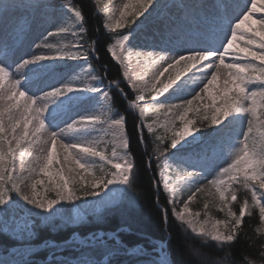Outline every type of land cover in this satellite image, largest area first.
<instances>
[{
	"label": "snow or ice",
	"instance_id": "snow-or-ice-1",
	"mask_svg": "<svg viewBox=\"0 0 264 264\" xmlns=\"http://www.w3.org/2000/svg\"><path fill=\"white\" fill-rule=\"evenodd\" d=\"M138 3L140 7L133 13L134 16L142 15L154 0H138ZM34 6L32 0L26 5L0 0V20L14 8ZM128 6L125 4L124 8ZM173 6L186 10L185 22L190 24L196 20L198 5L180 3ZM64 7L70 15L55 32L48 31L41 43L36 45L39 54L14 59L15 52L8 45L0 44V101L7 99L13 102L0 105V226L8 229L11 224L10 230L24 239L33 235L34 218L52 223L66 203L82 209L84 216L89 208L93 213L101 208L107 209L121 193L133 188L137 170L140 169L145 174L152 172V176L148 177L149 185L155 181V207L164 223L168 222L171 212L172 218L184 226L185 233L190 232L202 246L213 243L230 247L242 236H247L245 217L252 216L254 210H258L259 222L264 224V140L259 146L248 142L254 131V121H262L264 117V15L257 17L258 13H264V0H220L216 6L218 14L212 17L210 26L204 31H184L181 25H177L181 35L171 47L165 43L164 54H145L153 64L166 67L154 75L151 83L146 81L144 85L133 79L125 63L128 56L123 53L128 52L126 43H131V32L125 34L116 31L125 26L122 22L126 15L124 11L120 12L121 19L115 24L104 22V28L114 33L105 42V51L120 66L117 74L105 85V75H101L90 60L98 51V41L91 44L85 42L88 31L85 15L73 0H67ZM50 37L68 39V43L54 44ZM238 42L242 46L237 48ZM234 48L236 51H233ZM55 61L83 63L77 65L79 74L64 79L52 74L55 69L52 62ZM13 66L15 71H12ZM169 69H176L175 77L161 80L160 77ZM181 69L191 72L188 79L200 86V92L212 101L210 105L203 106V112L213 109L217 113L211 117V125L215 126L213 133L221 137L222 143H228L230 148H238L225 158L227 166L215 170L213 178L207 180V185L214 187L218 196V204L213 202L212 206L224 214L223 219L209 216L208 201L203 204V220L199 212L193 213L189 208V202L196 198L197 193L207 190V185L201 186V180L206 179V166H193L194 170L189 171L182 155L187 144L200 140L194 134V129L195 133L200 132L195 128V122L187 120L185 126L174 132L169 140L157 134L158 119L148 115L150 108L158 112L164 110L167 123L175 119L185 121L189 112L199 114L202 111L200 107H193L195 102L204 100L200 92L193 91L192 99H184L181 104L167 103L176 96L182 85L177 83L181 79ZM103 71L108 73L106 65ZM6 80L9 81L7 89ZM122 83L135 94L129 95ZM170 89L173 90L170 92ZM113 92H117L124 101L125 113L134 118L132 131L127 130L128 115L113 112ZM83 93L101 96L99 110L86 111L78 119L69 116L71 123L61 121L64 126L58 127V114L64 107L81 102L78 95L70 94ZM17 98H25L24 104L21 105ZM13 108H23L22 120L17 119L14 113L5 119V113ZM169 113L174 115L169 117ZM208 119L206 114L203 115V120ZM235 123L246 127V130L237 133L243 136L242 141L231 144L223 139V133ZM29 125H32L31 130ZM260 127H264V121ZM42 133L44 140L40 145L38 142ZM110 133L119 134L118 145L106 139ZM69 134H77L85 139H68ZM187 137L192 139L187 140ZM134 143L142 152L133 151ZM58 145L62 149V160L57 157ZM178 145L181 148H177ZM34 147L44 154L36 155L35 161L39 165L38 174L47 177L50 186H45V180L34 178L33 173L37 169L31 165L28 175L14 171L15 157L23 159L27 156L31 160ZM173 149H177L176 153L170 151ZM97 161L103 163L98 164ZM174 163L177 165L175 170ZM54 165L61 167L53 172ZM236 185L245 191L240 193ZM38 186H44L43 194L37 190ZM183 187L189 189L187 198L177 201V189ZM48 192H54L55 197L49 198L46 195ZM165 193L167 196L161 202L159 197ZM17 209L20 210L19 215ZM68 218L70 221L74 219L72 216ZM77 219L83 220V217ZM257 232L264 237V230L258 228ZM110 236L117 239L118 234L112 233ZM96 240L102 242V236L93 234L92 242ZM258 255L264 259V245ZM81 264H98V261H81ZM151 264H169L163 245L158 259ZM204 264L219 262L209 257ZM244 264L253 262L246 260Z\"/></svg>",
	"mask_w": 264,
	"mask_h": 264
},
{
	"label": "trees",
	"instance_id": "trees-1",
	"mask_svg": "<svg viewBox=\"0 0 264 264\" xmlns=\"http://www.w3.org/2000/svg\"><path fill=\"white\" fill-rule=\"evenodd\" d=\"M159 13H163L165 5H169V0H159ZM4 2H14L17 5H26L29 0H4ZM34 7H17L12 9L8 14L14 13L16 10L23 11L25 8L37 12L39 10H52L59 9L58 16L60 21L64 23L67 16L66 7L64 5L67 0H32ZM73 3L81 8L86 18L85 27L87 33L85 34L86 43L91 44L93 41H98L96 47L98 51L95 55L90 57L91 63L97 67L101 75H105V85L108 80L117 74L120 66L111 58V54L105 51V42L109 40V37L114 35L109 30L104 28V22L108 17L109 4L103 0H73ZM140 5L135 4L129 14L126 17L125 26L117 29V33L128 32L134 33L143 24L145 20V11L140 16H134L133 13L139 9ZM264 15V13H263ZM60 26V25H59ZM59 38V37H58ZM110 42V41H109ZM99 58V59H97ZM56 66H61V71L56 74H65L68 72L80 71L77 67L82 61H55L52 62ZM107 66L109 71L107 74L103 71V66ZM55 70V69H54ZM183 72V71H182ZM103 87V85H102ZM122 87L129 95H134L131 89L126 84L122 83ZM112 109L113 112L119 111L121 114L125 113L124 101L117 92H113ZM167 103H175V97H172ZM219 107V105H218ZM202 111L198 114L195 111L188 113V118L195 122V128L200 129L198 136L200 140L191 144H187L183 149V158L186 161L187 170H194L193 166H199L201 164L206 166L204 175L206 179L201 180V186L207 185V180L213 178L215 170L220 167L227 166L225 158L230 157L237 151V147L230 148L228 143H222L221 137L215 135L212 131L214 125H211V117L217 113L213 109H209L207 113ZM164 110L159 112L150 108L148 115L152 119H159L163 115ZM209 117L208 120H203V115ZM174 113H170L169 117ZM257 115H260L258 110ZM133 116L128 115L127 130L132 131L134 127ZM264 121V117H262ZM262 121H254L256 128L253 131L252 137L264 140V127H260ZM138 123V122H137ZM236 132L243 130L244 126L239 123H235ZM157 134L164 135L170 140L174 132L182 129V121L175 119L174 122H167L164 119L157 124ZM195 130V129H194ZM236 133V137L228 136L223 133V139L230 141L231 144H238L240 136ZM177 148H181L180 145ZM133 151L139 153L142 152L141 148H138L135 143L133 144ZM176 153L177 149L170 150ZM223 153V154H222ZM110 154V153H109ZM97 163H103L97 161ZM75 167V165H74ZM177 165L173 164V170ZM184 167V165H181ZM107 170V169H106ZM53 171V168H52ZM211 173V175H210ZM152 176V172L147 174L142 169L137 170V178L133 188L128 190L127 193H121L116 203L109 205L107 209L102 208L97 213H90L83 216V220H79L75 224H71L61 217L57 216L52 223L43 222L40 218H34L33 223L35 225L33 229V235L24 239H21L18 235L12 231L0 230V251H6L10 247L25 245V244H38L44 241L53 240L56 242H63L69 239L74 233H79L82 236L89 234L92 231L104 230L116 232L122 228H128L132 232L121 231L118 235L122 242L129 246L135 247L143 245L147 249L154 248L150 243L151 239L166 241L167 249L173 264H204L207 258H211L219 264H244V261H252L253 264H264V259H261L258 255L262 245H264V237H261L257 232V229L264 230V224H260L258 219V210L253 211L252 216L245 217V229L247 236H242L230 247H220L213 243L207 246H202L200 241L193 237L190 232L185 233L184 226L178 221L172 218L171 212H169V220L164 223L160 212L155 207L157 199L155 181L149 185L148 177ZM37 179L45 180L47 183L48 178L38 174ZM239 188V192L243 193L245 190L236 185ZM44 186H38V191L43 193ZM162 189V185H161ZM189 189L187 187L180 188L178 195L175 197L177 201L186 199ZM49 193V192H48ZM46 193V195H48ZM211 193V194H210ZM167 196L165 193L160 196L159 199L163 202ZM205 201L210 203L209 213H214L216 218L223 219L224 214L218 211L217 207H213V202L218 204V196L215 195V188L211 185H207L206 192L197 193L196 198L189 202V207L194 212H199L201 216H204L203 204ZM114 241L110 240L107 245H95V246H83L79 250H71L69 247H77L79 245L65 246L62 252L66 259L63 260H51L46 261L48 255L59 247L49 249L36 254V258L42 259L41 262L34 261L27 264H75L71 259L81 258V261L96 260L98 264H151L154 259L148 255L131 254L127 255L123 253L124 247L113 245ZM61 248V247H60ZM113 253L112 258L107 263H100L99 261L106 255Z\"/></svg>",
	"mask_w": 264,
	"mask_h": 264
},
{
	"label": "rangeland",
	"instance_id": "rangeland-1",
	"mask_svg": "<svg viewBox=\"0 0 264 264\" xmlns=\"http://www.w3.org/2000/svg\"><path fill=\"white\" fill-rule=\"evenodd\" d=\"M103 1H106L109 4V12L106 21L111 24H115L117 20L121 19L120 17L121 11H124L126 13L124 21H122L125 24L127 15L131 11L132 7L138 3V0H111V2H109V0H103ZM173 1L175 2L173 5H178L180 3L189 4V5L191 4L198 5L199 7L196 9V20L191 22L190 24L185 22L186 10L180 9L173 5L167 8L165 13L162 16H160L159 13H157L159 9V3H156V0H154V3L150 5L148 9L145 11L146 22L143 24L141 28H139L137 31L132 33L130 37L131 43L130 44L126 43L128 52L123 54L128 56V59L125 61L127 70L129 71V74L133 77V79L138 81L141 85H144L146 81L151 83L154 75L158 71H163V68L166 67V65L160 66L157 64H153L151 62V58L146 57L145 54L147 52H153L154 54H164L163 49L165 43H168V47H171V44L175 43L176 40L181 35V32L177 30V25L183 26L186 29L184 31L206 30V28L210 26V21L212 17L218 14V9L216 6L220 2V0H173ZM125 4L129 5L127 9L124 8ZM57 14H58V10H53L50 12L45 10L44 12H38L35 17H33L32 14H30L27 11H24L23 14L19 12L8 14L2 20V22H0V44L8 45L9 48H11L15 52L14 59H19L21 56H24V58H30L32 53L39 54L40 50L37 49L36 45L41 43V40L44 38V36L47 35L48 31L55 32L61 23L59 18L60 16H57ZM262 15L263 13H258L257 17ZM257 17H254V19ZM189 20L191 21L192 18L189 17ZM20 30H22V32ZM24 30L26 31V34L23 33ZM49 39L52 43L58 45L68 43V39L61 40L58 37H50ZM241 46L242 44L238 42L237 48ZM233 51H236V48H234ZM137 53H141V55L138 56ZM228 59H231V57H229ZM60 69L61 66H56L52 74L61 76L64 79H71L73 78V76L79 74L80 72V71H76L72 73L56 74L57 72L61 71ZM12 71H15L14 66L12 68ZM181 72H182L181 79L180 81H177V83H182V85L180 86L176 96H174L175 97L174 104H181L183 103L184 99H192L193 91L200 92V86L194 85L192 81L188 79L191 76V72L184 71L183 69H181ZM175 73H176V69H169L167 72H164V75L161 76L160 79L167 80L169 77L174 78ZM8 86H9V81L6 80L5 88L7 89ZM100 87H102V85ZM173 87H175V85ZM172 90L173 89H170L169 91L171 92ZM200 94L204 96V100L195 102L193 105L194 109L196 107H200L202 109L205 104L210 105L212 103V101L207 98V95L205 93L200 92ZM70 95H78L81 102L72 103L64 107V109L58 114L59 115V119L57 120L58 127L64 126V123H62L61 121L71 123V119L69 118V116L78 119L79 118L78 116L81 115L82 113L86 111L99 110L101 106L102 98L100 95L96 93H83V94H70ZM165 95L168 94L166 93ZM17 99L19 100L21 105L24 104L25 98H17ZM62 99H67V98H62ZM160 99H163V97H160ZM10 103L13 102L8 101L7 99L0 101V105L6 106ZM58 103L60 102L58 101ZM22 112H23V108L20 109L13 108L11 112L5 113V119L7 120L8 115L14 113L17 119L22 120V116H21ZM163 119H164V115H162L158 119V123H160ZM187 120H189L188 117L185 118V121H182V128L185 126ZM235 126L236 125L234 124L231 129L224 130L227 132L228 136H234L235 133L234 137H236L237 132ZM29 128L31 130L32 125H29ZM243 130H246V127H244ZM255 130L256 128L254 126V131ZM194 134L198 135V133H195V130H194ZM93 135L95 136L96 133H93ZM68 139L83 140L85 138L77 134H69ZM106 139L113 141L117 145L119 144L118 133H116L115 135L110 133L106 137ZM186 139L191 140L192 138L187 137ZM43 140H44V134L42 133L40 134V139L38 143L40 145H43ZM242 140H243V136H240V141ZM64 142H67V140H65ZM248 142L250 145L255 143L257 146H259V139L257 137H252V135L250 136ZM50 146L51 145H48V147ZM56 153H57V157L62 160L63 159L62 149L59 147V145L57 146ZM36 155L42 156L44 154L39 153L37 149L34 147L32 149L31 160H29L27 156H25L23 159H21L19 156H16L13 161L15 173L28 175L29 174L28 168L31 165L37 169L36 173H33L34 178L37 179V175L39 172V165L35 161ZM72 166L74 167V164ZM59 167H61V165H54L53 172H55L56 169ZM64 167L67 168L68 165H64ZM45 186H50V185L46 183ZM178 190L179 189H177V192ZM47 196L49 198H54L55 193L49 192ZM118 198L114 203L117 202ZM190 211L195 213L191 208ZM16 213L17 215H19L20 210L17 209ZM90 213H93L91 208L87 210L85 215ZM11 215L12 213L9 212V216ZM57 216L61 217L62 219L66 220L71 224H75L80 220L77 218L84 216V212L82 209L76 208L75 205L66 203L64 205V209L61 210V212L58 213ZM70 216L74 218L71 221L68 218ZM209 216H213L216 218V215L214 213H209ZM200 219L203 220L204 216L200 215ZM10 228H11V224L8 229H5L2 226H0V230L11 232ZM92 232H98V230ZM103 234H110V233L102 230L101 232L99 231L96 235L99 236ZM74 238L76 237L70 239L69 242H67V244L65 245L73 244L75 240ZM110 240L114 241V243H112L113 245H118L116 239H110ZM97 242L103 245L108 244V241L106 240L105 236H102V242L101 240H97ZM151 243H153V240L151 241ZM62 246H64V244H62ZM153 246L154 248L152 249H147L145 246H143L142 248L144 249H142L143 251L141 252L147 255H153L154 257H157L159 254L153 252V250L156 251L157 245L153 243ZM68 249L79 250V247H69ZM63 251H64L63 247L59 248L58 250H53V252H51V254L48 255V259L49 260L66 259V256H64L62 253ZM112 256L109 259H111ZM33 257L35 256H32V259H34ZM81 260H82L81 258L78 259L75 258V259H71L70 261H72V263L75 264H81Z\"/></svg>",
	"mask_w": 264,
	"mask_h": 264
},
{
	"label": "bare ground",
	"instance_id": "bare-ground-1",
	"mask_svg": "<svg viewBox=\"0 0 264 264\" xmlns=\"http://www.w3.org/2000/svg\"><path fill=\"white\" fill-rule=\"evenodd\" d=\"M202 20V19H201ZM79 240H81L80 237H78ZM39 249V247L36 246H29L19 249H12L11 251L7 253H0V264H19L24 260V258H27L34 252V250ZM157 253L160 254L161 247L157 246L156 249ZM167 255V254H166ZM159 255L157 256V258ZM168 257V255H167ZM169 260V258H168ZM169 264H171L169 260Z\"/></svg>",
	"mask_w": 264,
	"mask_h": 264
},
{
	"label": "water",
	"instance_id": "water-1",
	"mask_svg": "<svg viewBox=\"0 0 264 264\" xmlns=\"http://www.w3.org/2000/svg\"><path fill=\"white\" fill-rule=\"evenodd\" d=\"M89 238H90V237H86V238H84V239H89ZM80 241H82V240H78V241H76V242H79V243H80ZM119 243H120L122 246H124V244L121 243L120 241H119ZM153 243L156 244L158 247H161V245H163V248H164V249L167 248V244H166V242H160V241H157V240H153ZM46 244H47L46 242L43 243V244L41 245V247L44 248ZM84 244H86V243H84ZM52 245H53V243L48 244L47 247H51ZM166 251H167V250H166ZM132 253H139V252H137V251H135V250H130V251H129V254H132ZM168 257H169V260L171 261V258H170V256H169V254H168ZM24 261H27V260L24 259ZM171 264H173V263L171 262Z\"/></svg>",
	"mask_w": 264,
	"mask_h": 264
}]
</instances>
